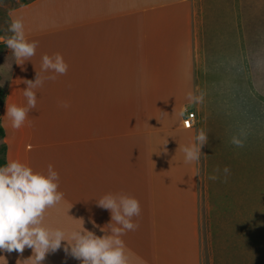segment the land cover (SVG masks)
<instances>
[{"label":"crops","instance_id":"0c3cea01","mask_svg":"<svg viewBox=\"0 0 264 264\" xmlns=\"http://www.w3.org/2000/svg\"><path fill=\"white\" fill-rule=\"evenodd\" d=\"M236 1L26 0L9 10L8 24L22 18L26 39L38 47L23 65L10 49L0 54L7 163L18 161L45 176L51 164L59 176L57 191L63 193L44 211L42 227L62 230L66 240L83 227L97 236L110 234V211L97 201L109 193L127 195L141 208L132 218L138 229L121 237L128 264H204L207 207L214 264H243L240 236L235 254L217 240L209 171L203 191L201 159L186 164L182 151L199 134L198 118L193 128L182 124L185 110L197 114L200 48L210 55L205 67L243 63L240 36L233 59H221L208 34L219 32V16L210 10L218 2L225 3L233 32H245ZM55 53L68 64L67 74L34 89L36 108L23 127L13 129L6 103L26 106L24 80L34 81L36 72L54 75L41 71V59ZM65 102L69 106L61 107ZM236 225L239 230L240 220ZM65 244L47 253L42 264H81L64 251ZM32 255L27 247L23 253L0 251V264H32Z\"/></svg>","mask_w":264,"mask_h":264},{"label":"rangeland","instance_id":"374dc122","mask_svg":"<svg viewBox=\"0 0 264 264\" xmlns=\"http://www.w3.org/2000/svg\"><path fill=\"white\" fill-rule=\"evenodd\" d=\"M21 1L0 0V28L6 31L2 32L3 37L12 35L8 31V13ZM236 2L245 32H233L232 18L225 11V3L218 2L212 4L210 10L219 16V32L208 34L212 44L219 46L218 49L213 46V49L221 59H233L237 35L240 36L243 63L241 66L234 62L227 66L212 63V67H217L212 68L210 64L205 67L204 61H209L210 55L201 47L199 68L196 69L198 96L194 105L199 119L197 129L208 136L200 155L201 189L208 188V171L212 174L216 166L221 170L225 166L230 169L226 180L222 171L219 179L210 180L215 208L218 209L217 240L225 244L226 253L232 249L231 254H235L240 236L243 239V264H255L254 255L256 264H264V0ZM8 50L5 45L2 52ZM0 86L6 89L4 85ZM233 138L239 139L244 147L232 145ZM236 209L240 212H235ZM202 216L203 263L214 264L212 226L207 207Z\"/></svg>","mask_w":264,"mask_h":264},{"label":"clouds","instance_id":"9594fccd","mask_svg":"<svg viewBox=\"0 0 264 264\" xmlns=\"http://www.w3.org/2000/svg\"><path fill=\"white\" fill-rule=\"evenodd\" d=\"M11 15V14H10ZM8 31L10 37H0L6 47L11 50L15 62L23 65L36 54L38 43L26 39L22 18H12ZM41 71L52 72L54 75L42 77L36 72L35 80H24L27 87L23 95L27 100L24 107L6 103V114L11 121V127L19 130L24 126L28 113L36 108L37 97L34 89L42 87L44 80H56L59 75H66L68 64L60 53L52 56H42ZM65 102L61 107L67 108ZM208 136L201 131L194 142L185 146L186 164H199L202 147L207 143ZM167 142L163 145L165 146ZM231 144L244 147L243 143L233 138ZM166 151V148H163ZM224 174L225 180L230 169L219 166L213 169L209 180L219 179V173ZM59 176L48 165L47 175L33 173L32 169L18 161H10L0 167V251L23 253L24 249H32L33 255L28 258L32 264H42L46 254L60 249L66 242L64 251L80 260L81 264H128L121 237L128 231H135L139 224L133 223V217H139L141 208L139 201L127 195L106 194L97 201L98 206L109 210L111 220L110 234L97 236L92 231L74 230L66 240L62 230H50L41 226L46 208L53 207L63 198V193L57 191ZM115 222L119 227L111 226ZM94 223V222H93ZM104 232V228L100 229ZM105 233V232H104ZM70 241V242H69Z\"/></svg>","mask_w":264,"mask_h":264},{"label":"trees","instance_id":"16d2710c","mask_svg":"<svg viewBox=\"0 0 264 264\" xmlns=\"http://www.w3.org/2000/svg\"><path fill=\"white\" fill-rule=\"evenodd\" d=\"M22 2H26V0H22ZM2 36V29L0 28V37ZM5 48V43L0 41V54ZM7 92L6 89H3L0 86V109L4 105L5 98H6ZM5 138V131L2 127L1 120H0V167H3L7 164V145L4 142Z\"/></svg>","mask_w":264,"mask_h":264},{"label":"built area","instance_id":"2783aa9c","mask_svg":"<svg viewBox=\"0 0 264 264\" xmlns=\"http://www.w3.org/2000/svg\"><path fill=\"white\" fill-rule=\"evenodd\" d=\"M197 121V114L194 111L185 110V116L183 118V127L185 129L193 128Z\"/></svg>","mask_w":264,"mask_h":264}]
</instances>
